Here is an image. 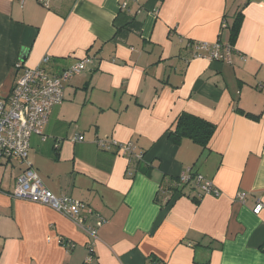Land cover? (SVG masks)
<instances>
[{
  "label": "crops",
  "instance_id": "0c3cea01",
  "mask_svg": "<svg viewBox=\"0 0 264 264\" xmlns=\"http://www.w3.org/2000/svg\"><path fill=\"white\" fill-rule=\"evenodd\" d=\"M46 2L0 0V93L19 62L34 68L49 55L57 72L92 57L51 111L46 140L32 136L28 160L54 193L89 204L98 239L50 206L14 198L25 165L0 158V264H146L150 255L264 264V208L254 212L264 204V0ZM238 10L231 61L195 59L196 43L230 41L225 22ZM184 111L216 125L204 151L168 138ZM98 138L132 142L144 156L102 150ZM188 171L221 195L185 188L174 198Z\"/></svg>",
  "mask_w": 264,
  "mask_h": 264
},
{
  "label": "built area",
  "instance_id": "2783aa9c",
  "mask_svg": "<svg viewBox=\"0 0 264 264\" xmlns=\"http://www.w3.org/2000/svg\"><path fill=\"white\" fill-rule=\"evenodd\" d=\"M46 4V0H41ZM234 47L232 44L198 42L195 44L194 58L205 60H223L230 62ZM51 56L42 58L40 65L32 68L23 63L17 64L22 72L16 78L8 94L0 93V158L18 159L26 165L25 170L17 177L12 196L17 199L50 206L72 219L84 230L92 240L98 239V227L89 222L93 210L85 201L67 194H56L50 190L39 177L28 160L33 135H40L46 140L44 129L53 108L64 100L66 84L76 75L88 70L92 57L77 60L60 72H52L48 68ZM79 134L74 141H84ZM96 144L102 150L117 148V152L128 156L131 160L142 159L140 152L132 142L119 143L108 138H98ZM58 146V144L56 145ZM191 172H184L179 177L181 182L190 179ZM198 183L204 195L220 196L221 191L214 183L203 176L197 175ZM246 194L241 195L245 201ZM264 204L259 201L254 208L259 213ZM90 253L88 261H92Z\"/></svg>",
  "mask_w": 264,
  "mask_h": 264
},
{
  "label": "trees",
  "instance_id": "16d2710c",
  "mask_svg": "<svg viewBox=\"0 0 264 264\" xmlns=\"http://www.w3.org/2000/svg\"><path fill=\"white\" fill-rule=\"evenodd\" d=\"M241 10L240 11L238 10L236 12V14L234 15V19H233L231 24L228 21L225 22L226 25L230 26V41H228L226 43L232 44L233 47L235 46V41H236V39L239 35V32H240V29H241V23H242V19H243V13L241 12ZM218 41H220L223 44H226L221 39H219ZM234 51H235V48L233 50V53H234ZM24 58H25V55L22 56V59H24ZM60 71H57V72H60ZM246 115L254 117L256 119L260 118V115H253L250 113H246ZM215 131H216V125L214 123L208 121L207 119H205V118H203L197 114L184 111L178 115V117L174 123V126L169 129L168 138L176 144H180L183 139H190L191 141H193L194 143L199 145L201 147V150L204 151L205 149L208 148V145H209L212 137L214 136ZM29 152H30V150H29ZM16 160H18V159H16ZM133 160H137L136 162H139V160L137 158L133 159ZM18 161H20V160H18ZM136 162H134V163H136ZM25 168H26V165H25ZM190 172H191V176L187 182H181L179 180V177L177 178L176 188L174 191V193H175L174 198L177 197V195L182 196L183 194H185L184 193L185 188H188L189 190H192V191L198 190L199 196H204L203 191H202V189L198 183V180H197V175L199 173H193L192 171H190ZM0 190L2 191L1 188H0ZM262 249L264 250V247ZM163 262H164L163 260L162 261L159 260L156 256L150 255L148 262L146 264H162Z\"/></svg>",
  "mask_w": 264,
  "mask_h": 264
},
{
  "label": "rangeland",
  "instance_id": "374dc122",
  "mask_svg": "<svg viewBox=\"0 0 264 264\" xmlns=\"http://www.w3.org/2000/svg\"><path fill=\"white\" fill-rule=\"evenodd\" d=\"M11 83V82H10Z\"/></svg>",
  "mask_w": 264,
  "mask_h": 264
}]
</instances>
